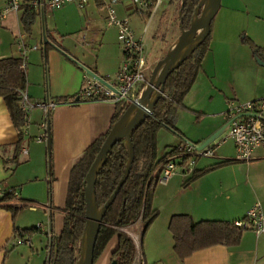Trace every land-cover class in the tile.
Masks as SVG:
<instances>
[{"label":"crops","instance_id":"crops-1","mask_svg":"<svg viewBox=\"0 0 264 264\" xmlns=\"http://www.w3.org/2000/svg\"><path fill=\"white\" fill-rule=\"evenodd\" d=\"M107 1L88 0L83 9L69 4L55 9L47 7L42 13L36 11L38 15L30 33L22 28L23 9L11 14L1 25L0 59H22L17 42L23 37L28 48L27 96L33 103L50 100L57 105L49 118V174L47 146L44 150L39 146L41 143L34 140L41 133L42 113L32 112L27 127L29 135L23 132L20 136L0 97V264H16L18 257L21 260L17 264L24 258L29 262L39 254L31 241L32 235L27 233H23V237L31 238L29 249L15 252L12 246L13 241L20 238L19 232L36 228V224L45 225L51 233L49 236L39 232L41 238L45 236V251L42 250L44 256H38L45 264L50 239L57 237L63 228L72 169L85 151L111 127L116 112L114 103L75 102L74 99L86 73L83 67L110 81L121 66L123 55L117 30L106 24ZM3 7L4 2L0 0V9ZM133 9L129 0L115 5L118 18L128 19L135 39L142 41L147 53V45L158 41L154 36L165 2L150 16ZM43 32L47 44L43 43ZM244 38L260 47L264 54V0H221L211 23V41L201 70L183 100L184 107L193 115L179 110L175 120L177 132L166 127L160 129L158 160L181 144L202 143L224 126L228 122L229 101L250 102L264 98V67L256 62ZM32 47L37 49L32 50ZM183 115H188L190 129L181 128ZM164 131L174 134L177 140L165 142L160 149V143L170 139ZM29 140L35 142L26 145ZM228 141L217 148L214 158L198 159L191 173L179 169L166 184L158 182L159 170L154 174L156 185L151 205L158 211V217L144 233L141 243L140 223L127 228L130 237L141 244L142 257L147 264H264V235L256 236L251 230H243L238 244L231 247L215 245L184 259L174 251L169 230L173 216L186 215L194 222L233 223L243 220L257 203L264 212V148L256 149L248 162L218 166L187 183L196 171L235 160L234 144L231 141L228 145ZM10 191L15 192L16 198L10 196V200H4ZM17 201L30 205L27 208L30 212L40 211L41 218L31 221L26 217L32 215H27L24 208H8ZM130 228H136L138 234L130 232ZM116 247L117 238L114 237L94 264H111Z\"/></svg>","mask_w":264,"mask_h":264},{"label":"trees","instance_id":"trees-1","mask_svg":"<svg viewBox=\"0 0 264 264\" xmlns=\"http://www.w3.org/2000/svg\"><path fill=\"white\" fill-rule=\"evenodd\" d=\"M180 1L181 28L188 30L201 0ZM152 9L153 4L148 9V16H150ZM37 15L38 13L33 9L23 8L21 24L24 32H31ZM197 16H201V8L198 9ZM210 40L211 26L204 41L167 77L163 96L155 104L153 116L146 119L133 131L131 136L134 149L132 167L103 217L95 243L94 262L108 243L116 237L117 247L112 254L111 262L130 264L135 254V247L132 239L123 230L139 222L141 234H144L158 217V211L151 205L153 189L156 185L154 174L162 160V158L158 160L157 134L160 129L165 127L177 132L175 128L176 114L179 110L188 111L183 105V100L191 90L201 70V64L208 51ZM243 42L250 47L254 57L264 62V54L260 47L248 38H244ZM21 64L22 59L20 58L0 59V97L4 100L13 125L20 136H22L26 125L25 115L20 107V98L22 92L26 91L27 88L26 71L21 69ZM115 106L116 112L107 134L98 138L72 169L64 208L63 228L57 237L50 239L48 258L45 264H76L81 251L80 246L85 228L86 205L83 191L85 177L112 126L128 107L123 102H118ZM127 162L128 149L125 141L121 140L109 152L96 176L95 201L98 209H101L113 194L124 174ZM235 162L239 161L236 159L224 161L196 171L187 183L200 178L218 166ZM48 191L50 193V187ZM10 196L12 194L9 192L4 200L7 198L10 200ZM8 208L17 209L12 206ZM36 230V228H31L17 233L22 238L23 233L32 235ZM169 230L173 236L174 251L181 259L196 251L219 244L234 246L238 244L243 232L242 229L234 226V222H194L186 215L173 216L169 223Z\"/></svg>","mask_w":264,"mask_h":264},{"label":"built area","instance_id":"built-area-1","mask_svg":"<svg viewBox=\"0 0 264 264\" xmlns=\"http://www.w3.org/2000/svg\"><path fill=\"white\" fill-rule=\"evenodd\" d=\"M4 7L0 9V29L2 23L13 13H18L23 8H30L41 12L45 8H61L69 4H75L79 9H83L88 0H2ZM124 0H108L106 8V24L117 30L118 45L121 49L123 58L116 75L110 81H106L111 87H106L99 81L84 74L82 86L75 96V102L79 101H105L114 104L123 102L129 105L138 99L148 84L152 64L147 60V53L144 44L136 40L130 27L128 19L118 18L115 5ZM133 5V11L146 14L153 4L152 11L162 4L163 0H129ZM154 2V3H153ZM152 13V12H151ZM22 56L21 69L26 71V54L28 48L23 42V37L17 42ZM37 47H32L36 50ZM56 102L46 100L40 103H33L29 100L26 91L22 92L20 107L25 115L26 125L23 129L27 133L30 116L35 109L42 113V120L39 124L41 133L34 138L37 143L46 142L47 121L51 112L56 108ZM227 119L229 128L226 133L217 141L203 150H198V144L184 143L162 157L157 168L160 171L158 182L166 184L173 176L182 169L184 173H191L194 170L196 161L200 158H214L216 150L227 140H232L236 156L240 162H248L253 158L256 149L264 148V98L250 101L238 102L229 101L227 103ZM25 152V150L23 151ZM12 197L16 198L15 192L10 191ZM30 205L21 202H13L12 207L22 209ZM234 226L242 230H251L256 236L264 235V212L259 203L250 208L243 220L234 222ZM37 230L50 236V229L43 224L36 227ZM129 237L127 229L123 230ZM131 238V237H130ZM132 239V238H131ZM135 254L130 264H147L143 257L140 244L137 239H132ZM22 244L31 245L30 238L22 237L13 241L12 246Z\"/></svg>","mask_w":264,"mask_h":264},{"label":"water","instance_id":"water-1","mask_svg":"<svg viewBox=\"0 0 264 264\" xmlns=\"http://www.w3.org/2000/svg\"><path fill=\"white\" fill-rule=\"evenodd\" d=\"M208 1L210 2V4L209 7L206 9L207 0H201L200 5L198 7V9L201 8V16H197V9L196 15L194 16L189 29H182L181 34L174 46L168 51L167 55L162 60L157 62L156 66L151 72L146 89L138 99L128 105L127 109L124 111L122 116L112 126L98 154L92 162L86 174L83 188L84 200L86 205L85 228L80 246L81 251L77 257L76 264H94V248L103 217L107 209L117 196L121 186L124 184L132 167V163L134 160V149L131 140L132 133L141 124H143L146 119L153 116L154 106L157 101L163 96L164 85L167 77L177 67H179V65L183 61H185L207 37L210 31L211 23L220 9L221 0ZM200 32H202L201 35L199 34ZM43 43L47 44V38L44 32ZM255 60L260 66L264 67L263 61L258 58H256ZM83 68L90 77L99 81L106 87H111L103 78L98 76L96 73L92 72L88 68ZM228 128L229 121L205 141L198 144L197 149L201 151L204 148L210 146L214 141H217L220 137H222L226 133ZM121 140L125 141V144L128 149V162L126 165V169L111 197L101 209H98L95 201L96 176L98 174L99 169L106 161L109 152L112 150L114 145L120 142ZM50 142V120L48 119L46 130V146L49 174L51 171ZM111 264L117 263L116 261H112Z\"/></svg>","mask_w":264,"mask_h":264},{"label":"rangeland","instance_id":"rangeland-1","mask_svg":"<svg viewBox=\"0 0 264 264\" xmlns=\"http://www.w3.org/2000/svg\"><path fill=\"white\" fill-rule=\"evenodd\" d=\"M163 2H165V9L163 10V13L159 17L158 31L155 33V36H154V39H158V41H156L152 45H149V44L147 45L148 46L147 60L149 63L152 64L153 68L156 66L158 61L162 60L167 55L168 51L177 42V40L181 34V31H182V28H181V11H180L181 1L180 0H163ZM203 10H204V7H203ZM199 34L201 35L202 32H200ZM227 109H228V107H227ZM36 110H38V109H35L34 112H36ZM182 111L193 115V113H191L190 111H186V110H182ZM31 115H33V114H31ZM187 116L183 115L181 122H180L181 128H184V129H190L191 128V123L188 120ZM163 133L169 134L170 139L168 141H164L163 144L161 142L160 143V149H162L164 147L165 142L169 143L170 141L173 142L174 140H177V137L174 134H172L171 132L166 133L164 131ZM32 141H34V140H29L28 142L26 141L25 144L27 145ZM231 141L232 140H229L227 144L230 145ZM39 146H41V148L46 150V142L41 143ZM206 160H213V159H206ZM27 208L28 207L24 208L25 209L24 212H26L27 215L31 214L32 216H27L26 218H28L31 221H33L35 218H37V219L41 218L42 215H41L40 211L30 212V210ZM41 222L43 223L44 220ZM37 226H38V224H36V227ZM129 231L134 233V234H138V231L136 228L135 229L130 228ZM39 232H40L39 230H36V232H34L32 234L33 239L30 238L31 241L33 242V246H34L35 250L37 249L39 254H36L33 257V259H31V261H29V262L27 261V258H24L22 261L24 264H27V263L28 264H42L41 259H39L40 256H38V255L44 256L43 251H45V248H44L45 236H42V238H41L40 237L41 235H39ZM143 235L144 234H140V237H139L140 243L142 242ZM22 248L29 249V245L28 244H22L20 246H15L13 248V250H15V252H18V249L20 250ZM34 252L36 253V251H34ZM15 257H17V256L15 255ZM20 258L21 257L17 258L16 264L19 262V260H21ZM14 261H15V259H14ZM22 262H21V264H22Z\"/></svg>","mask_w":264,"mask_h":264},{"label":"bare ground","instance_id":"bare-ground-1","mask_svg":"<svg viewBox=\"0 0 264 264\" xmlns=\"http://www.w3.org/2000/svg\"><path fill=\"white\" fill-rule=\"evenodd\" d=\"M209 4H210V2L207 0V2H206V9L209 7Z\"/></svg>","mask_w":264,"mask_h":264}]
</instances>
